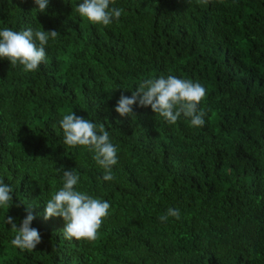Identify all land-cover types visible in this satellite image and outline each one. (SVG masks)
<instances>
[{
    "label": "trees",
    "instance_id": "obj_1",
    "mask_svg": "<svg viewBox=\"0 0 264 264\" xmlns=\"http://www.w3.org/2000/svg\"><path fill=\"white\" fill-rule=\"evenodd\" d=\"M82 0H0V30L60 35L31 73L0 59V180L13 204L0 208V264H264V0H115L109 26L81 18ZM175 75L201 83L203 127L174 125L115 106L141 82ZM75 112L103 123L118 147L115 179L82 147H68L58 121ZM75 169L77 190L110 203L94 241H67L62 218H43ZM29 207L42 242L10 241ZM179 208L177 220L159 216Z\"/></svg>",
    "mask_w": 264,
    "mask_h": 264
},
{
    "label": "clouds",
    "instance_id": "obj_2",
    "mask_svg": "<svg viewBox=\"0 0 264 264\" xmlns=\"http://www.w3.org/2000/svg\"><path fill=\"white\" fill-rule=\"evenodd\" d=\"M23 2V0H22ZM201 5L209 4L210 0H197ZM39 13H44L49 0H33ZM115 0H82L74 11L83 19L94 25L109 26L119 21L124 10L110 7ZM60 35L55 30L44 31L40 26L15 31L5 27L0 30V59L10 62L11 67L19 66L24 73L35 72L46 61V46L50 39ZM206 88L199 82L178 78L175 75H161L149 78L139 84L131 97L121 95L115 106V112L121 117L133 115V106L151 107L155 115L160 116L168 124L174 125L183 116L192 127H203L206 112L200 107L206 97ZM63 132V143L68 147H82L90 154L95 164L103 169V180L113 181V166L118 163V147L110 140L109 131L103 123L97 125L89 119L77 116L75 112L65 114L58 121ZM62 173V187L51 194L43 213L45 221L51 218H62L65 222L63 236L67 241H94L103 220L109 215L110 203L87 192L77 190L80 181L79 173L73 169ZM13 188L0 180V208H10L13 204ZM31 207L26 209V217L19 227L11 216H6L5 223L11 225L15 233L10 243L29 252L34 251L42 242L38 229L31 227L35 219ZM179 208H168L159 220L167 222L169 217L179 220Z\"/></svg>",
    "mask_w": 264,
    "mask_h": 264
}]
</instances>
